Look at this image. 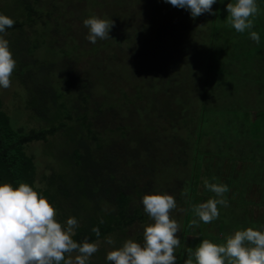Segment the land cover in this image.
<instances>
[{
	"label": "trees",
	"instance_id": "1",
	"mask_svg": "<svg viewBox=\"0 0 264 264\" xmlns=\"http://www.w3.org/2000/svg\"><path fill=\"white\" fill-rule=\"evenodd\" d=\"M12 1L16 5L12 16L15 23L5 30L8 33L5 39L9 41L16 61L12 76L15 75L24 89V109L39 124L30 128L14 126L0 99V184L9 183L16 188L23 182L32 186L55 207L56 220L62 226L66 225L68 218H76L78 227L74 230V241L82 243L87 238L90 243L106 245L105 238L111 236L115 242L110 246L111 250L121 247L127 239L140 243L143 234L135 230L136 225L153 223L144 212L142 198L145 194L172 192L176 205L182 211L180 245L174 251L176 264H184L188 259L187 250L190 248L194 252L203 239L217 244L222 242L224 227L221 217L205 224L192 210L194 205L215 196L205 185H201L202 176H206L207 181H214L209 183L228 186L229 191L224 196L228 205L243 191L246 195L251 192L253 196H245L247 199L241 204L245 213L246 206L264 207V197L262 204L254 198L255 194L261 196L264 191L249 181L256 176L249 164H264V108L255 111L257 118L250 120L249 109L239 108L238 113L230 107L232 120L239 119L241 122V131L235 130L233 134V138L240 141L236 150L231 142L226 144V152L223 153L220 146L215 147L217 152H212L206 150L203 144L206 136L214 138L213 133L205 129L210 113L219 114L207 103L209 97L206 92L210 89V82L216 79V75L227 72L224 65L232 59L243 58L240 59L241 68L245 71H252L253 63L264 61L262 19H254L256 24L251 29L259 34V44L243 32V39L240 38L242 54H235L229 47L236 42L230 39L228 31H237L219 25L218 19L223 14L220 12L221 0H217L212 6L215 14H210L209 19L212 30L210 45L214 51L206 53L204 58V62L209 61L207 73L202 79L190 72L185 77L192 76V83L183 80L181 84L182 81L173 77V69L177 66L176 61L182 60L181 57L176 59L173 53L182 51L185 55L183 46L195 36L194 25L199 17L192 18L189 10L174 7L165 0H147L148 5L144 0L143 8L149 10L151 16L135 27L133 18H128L132 13L126 15L128 12L123 11L121 4L125 0H92V5L97 2L102 4L108 19H113L109 13L111 1L122 9L119 20L126 28L123 41H129L131 51L127 56L132 59L130 64L129 61L125 62L127 65L121 64L120 69L124 72L123 68H126L124 73L127 77L129 72L139 78L135 93H127L117 83L119 76L115 77L113 71L102 67L103 59L99 58V63L95 61L89 70L75 65L80 56L88 51V46L84 43L86 38L80 22L83 19L72 13L85 14L86 19L91 17L87 11L88 0H80L83 3L72 5V10L67 7L73 0ZM26 27L31 28V36L26 33ZM43 31L49 36L47 50L50 49L54 59L42 60L35 56L39 46L45 43L44 39L39 41L37 38L38 33ZM120 38L113 37V40L119 41ZM110 42L100 39L96 47L109 46ZM90 45V48H95V44ZM225 50L228 53L226 60L221 57V53L225 55ZM109 56L115 58L114 53ZM184 59L185 56L183 61H186ZM92 70L108 82L100 94L94 91ZM228 75L230 77V72ZM231 76L234 77L233 74ZM250 79L264 89V68L260 69L258 76ZM196 85L200 87L198 91L202 92L203 98L198 111L190 115L189 112L194 111L189 99L196 92ZM116 93H120L123 99L113 98ZM195 116L191 128L189 120ZM178 127L192 131L188 133L192 136L191 148L187 140L178 134ZM55 134H59L61 142L54 150L57 153L49 155L56 160L57 167L48 175H42V185H39L38 161L26 147L32 142H47ZM225 138L230 139L228 136ZM186 148H190L191 154L189 178L175 179V184H171L168 172L173 165L182 169L185 164L183 156L188 154ZM59 150L62 152L58 154ZM239 180L244 181L241 182L243 187ZM261 180L264 181V176ZM253 189L256 191H251ZM222 207L218 205L220 214ZM193 219L197 220L198 227L191 226ZM254 219L264 231V218ZM94 227L99 228V237L92 231ZM107 252L104 247L98 248L93 254L97 261L88 263L111 264L106 260Z\"/></svg>",
	"mask_w": 264,
	"mask_h": 264
},
{
	"label": "clouds",
	"instance_id": "2",
	"mask_svg": "<svg viewBox=\"0 0 264 264\" xmlns=\"http://www.w3.org/2000/svg\"><path fill=\"white\" fill-rule=\"evenodd\" d=\"M172 6L190 11L192 18L204 13L215 14L212 6L217 0H165ZM227 23L238 33L254 27V17L259 13L256 0H235L228 3ZM14 20L0 14V33L12 28ZM83 24L89 29L87 39L92 44L97 38H110L109 32L115 26L113 20L96 15L85 19ZM250 38L259 44L260 36L250 31ZM16 61L9 48V41L0 36V87L11 86V76ZM205 187L215 194L206 202L194 205L192 210L205 224L218 219L220 206H228L224 198L229 191L226 184L209 183ZM144 212L153 223L146 225L143 231L144 243L127 239L123 245L107 252L106 260L111 264H176L174 251L180 245L177 236L178 222L170 213L176 209L175 198L167 193L145 194L142 198ZM103 223V220H101ZM197 226V220L191 221ZM76 218L67 219L66 225L56 220V209L49 200L34 190L32 186L21 182L14 188L9 183L0 184V264H88L89 258L98 251L99 242L90 243L85 238L82 243L74 241ZM92 231L100 236L98 227ZM105 243L114 245L111 236ZM188 259L184 264H264V231L248 227L236 230L226 237V242L217 244L203 239L193 252L188 249ZM77 253L72 257L73 253ZM68 256L66 259L65 256Z\"/></svg>",
	"mask_w": 264,
	"mask_h": 264
},
{
	"label": "rangeland",
	"instance_id": "3",
	"mask_svg": "<svg viewBox=\"0 0 264 264\" xmlns=\"http://www.w3.org/2000/svg\"><path fill=\"white\" fill-rule=\"evenodd\" d=\"M91 1L92 0L87 1V4H88L87 11H89V14H91V16L96 15L100 18L108 19L105 13V9L103 8L102 4L99 3L101 2V0H97L99 1L97 2L98 4L94 3L93 5ZM80 2L82 1L73 0L71 4V1H70V6L67 8L71 7L70 10H72L73 9L72 5H75ZM123 2L124 4L122 3L121 5L124 6L123 11L128 12L126 13V15H129L132 13V15L135 16V17H133L132 15L128 16V18L129 17L133 18V24L135 27L141 25L140 23L142 21L144 22L145 20L149 18V16H151V14L148 13L150 11L147 10L146 8L145 9L143 8L144 0H125ZM230 2L234 3L235 0H221L220 12H222L223 17H220L218 19L219 25H221V27L223 28H227L228 30L234 29L227 23L228 12H227L226 6ZM256 2L259 8V13L254 17V19L257 21H258V18L262 19L260 25L264 28V0H256ZM113 3L114 2L111 1V4L109 5V11H110L109 13L113 15V19L115 20L114 21L115 26L111 28L109 32L110 38L105 39V40L111 41L109 46L102 45L101 47H96L100 40L99 38H97V42L95 43L96 49L90 48L91 42H89V40L87 39V36H88L87 32L89 30L88 28L85 29V26L83 24V21L86 19L85 14L84 16H82L81 14H79V12L77 13L76 11L72 13V15H75V17L80 16L83 19V20H80V22H81V26L83 25L82 32H84L83 33L84 37L87 39V40L85 39L84 43L86 46H88V51H85L83 55L80 56L79 61L77 60L75 65L79 66L81 69L89 70V68L94 65L93 63L95 61L98 62L99 58H101L103 59L102 61L100 60L102 62V67H104L107 71H113L115 77L117 75L119 76V81L117 83L122 87V89L127 93H135L136 87L139 86L138 85L139 78L137 77L136 79L134 74H130L129 72H128L129 75L127 77L124 73L126 72V68L124 66H122L124 67L123 68L124 72H122V69H120L121 64L127 65V63L125 62L131 60L132 58L129 57L128 59V56H127V54L130 53L131 51L130 47L128 46L129 41L127 42L125 40V43L123 41L124 34H126V28L124 27L122 21H120L121 19L119 20V18L121 17L120 11H122V9L116 5H113ZM146 5H148L147 0H146ZM15 8H16V5H14L12 0H0V14H4L13 19L12 16L14 15V12H16ZM198 17H199V21L196 22V24L194 25L196 26V31L194 33L195 36H193L189 41H187V45L183 46L184 50L186 51L185 55H184V52L182 51L180 52L177 51L173 53L176 59L178 57H181V60H182V62L177 60L176 61L177 66L175 65L176 67L173 69V77L174 76L177 77L179 79V82L182 81L181 84L184 82L183 80L187 82L189 81L190 83H192L191 81L192 76L189 75V78L185 77L190 72L195 73V76H198L199 78H201L203 74L205 75L207 73L206 66H207V63L209 64V61L204 62V58L206 56V53L214 51V47L210 45V39H211L210 35L212 32V30H210L209 28L210 27L209 26L210 13H204ZM113 19L109 18L108 20H113ZM254 24L256 23L254 22ZM25 30L28 36L32 35L31 28L26 27ZM261 30L264 31L263 29ZM228 33H229L230 39H232L234 43L236 42V44H234L233 46L230 45L229 48L234 50L235 54H242L241 51L243 49H240V45L242 44L241 39H243L241 37L243 36L242 33H238L235 31L234 32L228 31ZM7 35L8 33L2 34L0 36H3V38H6ZM245 35L247 36V38H250V30H245ZM113 37H116V38L122 37V39L120 38L119 41H115L113 40ZM31 38H34V37H31ZM37 38L39 41L44 39L45 43L39 46V48L37 49L35 53V56L36 57L38 56V58L42 60L43 59L49 60L50 57L54 59L52 57V53L50 52V49L47 50L46 41L49 38L48 34H46L45 31L41 33L39 32L37 35ZM132 39L134 41V37ZM178 49L180 50V46H178ZM181 49H182V46H181ZM227 50H225V55H223L224 53H221L222 59L226 60L228 56ZM111 53L115 54V58L111 59L110 56L107 57V55H110ZM193 53L195 55H193ZM184 56H185V59L186 57H188L189 59L187 58L186 61H183ZM240 59L242 60L243 58H240ZM240 59H232L231 62L225 63L224 66L226 67L227 72L225 74L216 75V79L215 80L212 79L213 82H210L209 91L206 92V95L209 97V100L207 103L211 105L209 107L210 108L212 107L213 109L219 111V114L217 116L212 113H210V117L209 115L207 116L209 117V119L207 120L205 129H207L206 131L209 133L212 132L214 138L209 137V136H206L204 138L203 144H205L204 148L206 150L208 149L212 152L214 151L217 152L218 150L215 147L220 146V148L223 149L222 150V153H223V152H226V144L231 142V144L235 146L233 149L236 150V146H238V144L240 143V141L237 138H233L234 136L233 134L236 133L235 130L239 132L241 131L240 130L241 122L239 119L232 120L233 113H231L232 111L230 107L235 108L236 110L235 109L234 110L238 111V113H240L239 111L240 109L241 110H243V108L249 109L248 111L250 112V116H252L250 117V120L254 117L257 118L255 116L256 115L255 111L264 108V89L262 88V86H260V84H257L255 81L250 79V78L253 79L255 76L259 75L260 69L264 68V61L262 62L258 61L257 63L256 62L253 63L251 66L253 67L252 71L250 69H246L245 71L244 68H241L242 65H241ZM197 61H200V62L198 63ZM130 63L131 61H129V64ZM229 72L231 75L233 74L234 77H232L231 75L229 77L228 75ZM92 75L94 79V82H93L94 91L100 94V91L102 90V88H104L105 85H107L108 82L100 78L98 73H96L95 71L93 72ZM10 79H11V86L8 89H4L0 87V99L2 101L3 107L7 109L10 114L9 116L11 119V123L14 126L23 125L26 128L38 126L39 123H37L36 120H34L33 115L30 116V112L24 109V106H23L25 103L24 102L25 101L24 92H23L24 89L19 85V82L15 78V75L11 76ZM199 83H201V79H199ZM227 84H231V85L228 86ZM115 87L116 85L113 86V88ZM195 87L196 89L193 86L196 92L193 95H191L189 99V103L192 106L193 111H194V112L190 111L189 112L190 115L198 111V108L200 107V102H201L200 99L203 98L202 92L200 93L198 91L200 87L197 85ZM116 94L117 95L113 98L123 99L122 96H120V93H116ZM161 100L162 98L158 100V102H161ZM216 106L219 108H216ZM195 118L196 116L192 120H189L190 123L192 122V124H190L191 128H192V125H194L195 123L194 122ZM166 127L167 129H169V126L166 125ZM177 132L178 134H180V136H183L184 139L187 140V145L188 147L191 148L192 136L188 135V133H192V131L191 130L186 131L185 127H178ZM225 136L230 137V139L226 140ZM60 142H61V138L59 134H55L54 136L50 137L47 142H32L30 143V145H27L26 147V150H28V153L33 154L36 158L35 159L36 162L38 161L37 162L38 163L37 181L39 185H42V183L40 182L41 176L48 175L53 169L57 167L56 160L53 157H51L49 154L57 153V151H54V150L58 149ZM190 148H186V151L188 152V154L183 156V160L185 164L183 165L182 169L181 167H179V165L178 166L173 165L170 168V172H168L169 174L167 173L168 176L170 177L171 184H175V181H176L175 179H180L181 181V180H187L189 178L190 155H191L189 153ZM60 152L62 151L59 150L58 154ZM263 165H264L263 163L249 164V166L253 167V170H255L254 175H256V176H253V178H251L249 181L253 182V184L256 186H260L259 188L257 187V189L259 190L262 189V192L264 191V181L261 180L262 176H264V166ZM203 169H205V167H203ZM236 169H237V165H236ZM206 178H207L206 176L201 177V185H204V181L207 180ZM208 181L214 182V181H211L210 179ZM241 182H244V181L239 180L238 183L240 184V186H241ZM241 187H243V185ZM254 190L255 189L251 191H254ZM167 194L172 195V192H168ZM224 196H226V194ZM245 196L248 198H253V196H251V192L246 195L242 191L241 193L238 194L237 197H233L235 200H232L231 205H228L226 207L223 206L222 208H220V210L222 211V214H220L219 217H221V221H222L224 228L221 232L222 242H219V244L225 243L226 237L228 235L234 234L236 230H244V229H247L248 227H252L254 230L263 229L262 227H259L257 223L255 222L257 221V219L253 220V218H259L262 220L264 218V214H263L264 207L261 205L246 206L247 213H245L243 208L241 207L243 206L241 205L242 202L246 201L247 199L245 198ZM263 197H264V192H263V195L261 196L259 194H255L254 196L255 200L259 202L260 204L263 203ZM170 216L171 218L175 219L180 226L179 231L177 233V236L180 239L181 227H182L181 225L182 211L177 206L176 209L172 210V212L170 213ZM146 225H149V224L147 223ZM146 225L138 224L136 225L135 230L143 234L144 227ZM143 243H144V239H142L140 244L142 245ZM110 246L111 245H107V244L102 245V243L99 242V249H101V247H104L106 251H110L111 250ZM75 255L76 254L73 253L72 257L74 258ZM67 258L68 256L66 257V259ZM91 261H97L96 257H93L92 255L89 258L88 262H91Z\"/></svg>",
	"mask_w": 264,
	"mask_h": 264
}]
</instances>
